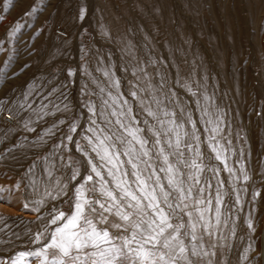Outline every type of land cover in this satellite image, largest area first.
Returning <instances> with one entry per match:
<instances>
[{
    "label": "snow or ice",
    "instance_id": "obj_1",
    "mask_svg": "<svg viewBox=\"0 0 264 264\" xmlns=\"http://www.w3.org/2000/svg\"><path fill=\"white\" fill-rule=\"evenodd\" d=\"M259 2L261 31L264 32V0ZM13 3L14 0H8L3 10L7 11ZM218 4L224 8V19L231 24L237 0H218ZM166 5L167 0H132L131 5L128 0H115V7L123 8L117 13L109 0L104 8H97L99 34L118 46L121 59L127 60L123 71H130L133 77L127 96L120 91L121 81L111 63L105 64L99 51L90 55L91 49L87 47L81 49L78 68L67 69L68 79L60 80L59 73L63 70L50 65L49 69L39 70L40 75L34 74L27 83L24 102L20 109L10 110V114L19 118L20 110H31L37 120L56 113H61L62 118L37 133L30 142L25 135L17 144L0 152V161L9 156L17 160L14 150L21 149L23 156L31 160L24 173L28 181L25 187L34 191L42 189L41 198L33 202L36 206L32 209L40 213L37 220L41 224L37 231L29 232L28 250L19 251L6 260L0 259V264H32V261L35 264H230L233 245L228 241L237 236L239 219L233 213L235 206L241 204L240 193L247 191L246 187L238 188L236 182L246 183L251 176L245 167L243 149L236 160L238 168L228 163L226 153H235L231 123L224 109L215 103V91L208 93L204 83L208 74L193 80L192 73L184 75L179 71V64H173L177 72L170 82L168 62L152 55L162 43L172 53L170 59L179 53L184 57L182 62L189 64L187 50L194 41L177 25L174 14L170 13L165 21ZM128 7L147 21L151 35L144 23L125 21ZM35 11L32 7L24 15L30 16ZM87 15L88 6L81 0L73 19L82 22ZM4 19L0 15V22ZM165 25L176 26L182 41L179 46L172 44L166 32L162 35L161 26ZM21 27L17 21L7 35L14 36ZM138 33L143 37L140 47L147 50V59L137 55L134 38ZM92 59H95V68L91 67ZM197 59L202 60L197 55L191 61L193 72ZM244 63L247 64V59ZM162 64L164 68L160 67ZM30 67L31 64H24L13 76ZM94 73H101L104 79ZM77 74L83 81L80 91L84 97L81 106L87 109L86 128L80 123V116L74 114L68 91L71 78ZM177 85L195 97L197 107L201 100L208 102V107L203 109L204 116L208 117L204 123L211 127L203 131L208 134L209 147L215 153L214 158L224 165L223 169L204 163L200 129L183 106ZM30 96L40 97L38 109H33L28 102ZM133 102L145 119L138 118ZM2 104L0 102V111ZM210 108L214 111H209ZM257 116H264V112H257ZM35 125L31 117L23 120L26 133H36ZM61 125L66 131L56 143L49 145ZM186 125H191V131L185 130L182 134ZM236 136L247 143L246 135L241 137L236 133ZM73 152L79 153L80 158L74 159ZM64 169L69 170L67 174ZM205 169L211 171L214 178L222 170L229 173L232 191L236 194L235 205L225 204L220 190L222 180L217 179L215 196L204 195L206 189L212 187L209 181H205L206 187H195L200 185ZM159 173H164L166 184ZM20 184L18 181L12 188L19 191ZM4 191L0 187V199ZM259 195V191L253 193V208L244 220L253 235L256 231L253 212ZM50 201L62 202L68 207L52 204L50 210L41 212ZM24 207L28 208L29 203ZM211 212H214L215 223L207 215ZM224 229L228 230V235L224 234ZM261 259H264V250L257 252L253 243L244 247L239 255L240 264H259Z\"/></svg>",
    "mask_w": 264,
    "mask_h": 264
},
{
    "label": "rangeland",
    "instance_id": "obj_2",
    "mask_svg": "<svg viewBox=\"0 0 264 264\" xmlns=\"http://www.w3.org/2000/svg\"><path fill=\"white\" fill-rule=\"evenodd\" d=\"M80 2L81 0H14L8 10L4 11L8 0H0V15L5 17L0 22V42H2L0 43V102H3V110L0 111V152L17 144L25 135L29 137L30 142L35 139L37 133L43 132L53 122L62 118L61 113H56V115L45 116L43 120H37L31 110H20L16 123L6 125L2 116L10 110L20 109V104L24 102V93L27 91L26 85L34 74L40 75L39 70L49 69L50 65L59 67L63 70L59 73V79H68L67 69L78 68L81 63V49L84 47L91 49L90 55L99 51L105 64L111 63L116 76L121 81L120 91L127 96L129 81L133 79L130 71L128 73L123 71V65L127 63V60L121 59L122 53L115 43L102 38L98 32L100 13L97 8H104L109 0H83L88 6V15L84 21L76 22L73 17ZM112 2L113 10L121 13L123 8L115 7V0ZM131 4L132 0H128V5ZM32 7H35L36 11L30 16H25L24 13ZM145 8L147 10V5ZM127 11L125 21L131 19L133 24L144 23L146 30L150 35L152 34L147 21L138 11L131 7H128ZM197 12H199L198 15ZM170 13L175 15L177 25L181 26L194 41L191 48L187 50L189 64L182 62L184 57L179 53L170 59L172 53L162 43L158 44L152 55L157 58L163 57L168 62L167 71L170 82L177 72L173 64H179V71L184 75L192 73L193 80L199 79L205 73L208 74L209 78L204 82L208 93L215 91V103L224 109L227 113V120L231 123L235 153H226L228 163L238 168L236 160L239 158L240 150L243 149L245 167L251 176L246 183L236 182L238 188L246 187L247 191L240 193L241 204L235 206L233 213L234 217H239L236 221L237 236L228 241L233 245L230 264H240L239 255L249 243L254 244L257 252L262 251L264 246V116H257V112H264V32L261 31V5L259 0H237L233 13L234 20L231 24L224 19V8L219 6L218 0H167L164 10L165 21ZM17 21L22 25L20 31L14 36H8L7 33L15 27ZM59 29L66 31L67 36L57 33ZM165 32L174 46L182 43L175 25L161 26L162 35ZM134 41L138 46L137 55L147 59V50L140 47L143 37L138 33ZM197 55L202 60L197 59V68L193 72L191 61ZM245 59H247V64L244 63ZM26 63L31 64V67L20 75L13 76V73L19 72ZM95 66V59H92L91 67L95 68ZM160 67L164 68V65ZM150 70L154 72V69ZM94 75L101 80L104 79L101 73H94ZM71 80L68 91L74 114L80 116V123L86 128L87 109L81 106L84 97L80 91L83 81L79 74ZM176 90L183 106L190 111L192 119L197 121L202 141L200 151L205 154L204 163L223 169L224 165L214 158L215 153L209 147L208 134L203 131L205 127H211L204 123L208 117L204 116L203 109L208 107V102L201 100L200 106L197 107L195 97L179 85ZM28 102L32 103L33 109H38L40 97L30 96ZM133 107L139 119L146 118L134 102ZM209 111H214V109L210 108ZM28 117L36 122V133L24 131L23 120ZM185 130L191 131V125H186L181 133L183 134ZM64 131L66 128L61 125L60 131L49 141V145L56 143ZM78 131L82 133L83 129H78ZM236 133H239L241 137L246 135L247 143L237 138ZM76 138L79 139V137ZM44 151L47 149L45 148ZM14 153L17 160H12L9 156L8 159L0 161V187L5 189L2 193L3 199H0V217H3L0 219V229H3L0 231V259L5 260L19 251L28 250L29 232L37 231L41 224L37 220L40 213L32 209L36 206L33 202L41 198L42 189L34 191L31 187H25L28 181L24 173L31 160L23 156L21 149H15ZM72 156L74 159L80 158L77 152H73ZM208 156L212 159L208 160ZM121 158L127 159V157ZM143 167L144 165L141 164V168ZM68 171V169L63 170L65 174ZM159 175L162 182L166 184L164 173H159ZM200 179V185L195 187H206L205 181H209L212 185L211 188L206 189L204 193L206 196L209 194L215 196L217 179L224 181L220 189L224 194V202L229 207L235 205L236 194L232 191L227 171H220L218 177L214 178L213 173L205 169ZM18 181L21 184L19 191H16L12 186ZM195 187L193 188L194 194ZM256 191H259L260 195L255 200L253 217L256 231L253 235L248 231L244 220L253 208L252 197ZM25 203H29L28 208L24 207ZM52 204H57L64 209L68 207L62 202L50 201L41 209V212L50 210ZM214 206L215 200H213ZM207 215L215 223L214 212ZM224 234L228 235L227 229H224ZM31 247L35 248L38 245H31ZM32 264H35V261H32ZM259 264H264V259H261Z\"/></svg>",
    "mask_w": 264,
    "mask_h": 264
},
{
    "label": "built area",
    "instance_id": "obj_3",
    "mask_svg": "<svg viewBox=\"0 0 264 264\" xmlns=\"http://www.w3.org/2000/svg\"><path fill=\"white\" fill-rule=\"evenodd\" d=\"M64 32H65L64 30H61V29L58 30V33L61 35L65 34ZM3 116L7 124L16 123V117L11 115L10 112H5Z\"/></svg>",
    "mask_w": 264,
    "mask_h": 264
},
{
    "label": "bare ground",
    "instance_id": "obj_4",
    "mask_svg": "<svg viewBox=\"0 0 264 264\" xmlns=\"http://www.w3.org/2000/svg\"><path fill=\"white\" fill-rule=\"evenodd\" d=\"M57 33H58V31H57ZM64 33L65 34H62L61 36H67V32L65 31ZM263 245H264V243H263ZM263 250H264V246H263Z\"/></svg>",
    "mask_w": 264,
    "mask_h": 264
},
{
    "label": "crops",
    "instance_id": "obj_5",
    "mask_svg": "<svg viewBox=\"0 0 264 264\" xmlns=\"http://www.w3.org/2000/svg\"><path fill=\"white\" fill-rule=\"evenodd\" d=\"M2 117H3V121H4V123H5L6 125H12V124H7L6 121H5V119H4V116H2Z\"/></svg>",
    "mask_w": 264,
    "mask_h": 264
}]
</instances>
